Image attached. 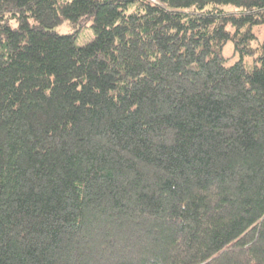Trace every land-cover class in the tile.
<instances>
[{"label":"trees","instance_id":"16d2710c","mask_svg":"<svg viewBox=\"0 0 264 264\" xmlns=\"http://www.w3.org/2000/svg\"><path fill=\"white\" fill-rule=\"evenodd\" d=\"M262 23L264 0H0V264H264Z\"/></svg>","mask_w":264,"mask_h":264},{"label":"rangeland","instance_id":"374dc122","mask_svg":"<svg viewBox=\"0 0 264 264\" xmlns=\"http://www.w3.org/2000/svg\"><path fill=\"white\" fill-rule=\"evenodd\" d=\"M54 30L58 33H68L74 30V28L72 27V25L67 21V20H63L61 22H59L58 25H56L54 27ZM254 31L256 33V37L257 39H254L252 41L253 45H256L258 43V41H261L262 38L264 37V24L262 23L261 25H255L254 27ZM93 30L90 27V21H85L82 23V26L80 27L79 31H78V35L76 38V42L78 44L83 45V43L88 42L90 40L93 39L94 37ZM223 54L227 57V63H232L234 61H236L237 59H239L241 56L239 54V52L234 49L233 47V42L232 40L227 41L224 45H223ZM252 56H242V59L247 63L250 64L252 63L253 59Z\"/></svg>","mask_w":264,"mask_h":264}]
</instances>
